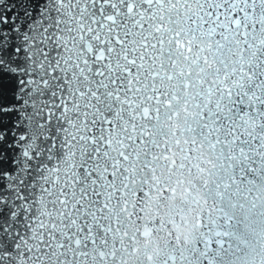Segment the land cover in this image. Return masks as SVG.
Here are the masks:
<instances>
[{"label": "snow or ice", "instance_id": "1", "mask_svg": "<svg viewBox=\"0 0 264 264\" xmlns=\"http://www.w3.org/2000/svg\"><path fill=\"white\" fill-rule=\"evenodd\" d=\"M0 264H264V0H0Z\"/></svg>", "mask_w": 264, "mask_h": 264}]
</instances>
